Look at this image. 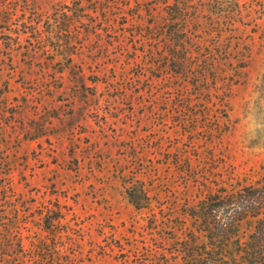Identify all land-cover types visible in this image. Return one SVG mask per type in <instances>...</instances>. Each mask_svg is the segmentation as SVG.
<instances>
[{
	"label": "rangeland",
	"instance_id": "obj_1",
	"mask_svg": "<svg viewBox=\"0 0 264 264\" xmlns=\"http://www.w3.org/2000/svg\"><path fill=\"white\" fill-rule=\"evenodd\" d=\"M176 1L0 16V264H37L41 244L47 264L135 263L150 213L123 173L166 215L264 175V0H181L159 20ZM63 14L57 48L45 34Z\"/></svg>",
	"mask_w": 264,
	"mask_h": 264
},
{
	"label": "trees",
	"instance_id": "obj_2",
	"mask_svg": "<svg viewBox=\"0 0 264 264\" xmlns=\"http://www.w3.org/2000/svg\"><path fill=\"white\" fill-rule=\"evenodd\" d=\"M181 3L177 0L159 20L178 21L173 16ZM34 4L36 0H0V16L6 14L8 20L16 8L25 10ZM67 24L63 14L46 31L53 46L58 48ZM186 60L179 56L178 67L182 69ZM121 178L128 201L136 210L150 213L147 230L152 243L135 251L131 264H264V175L242 185L217 186L196 201L171 208L168 215L162 208L158 213L152 208V189L138 174L123 173ZM46 247H38L37 264H47L46 259L53 257Z\"/></svg>",
	"mask_w": 264,
	"mask_h": 264
}]
</instances>
